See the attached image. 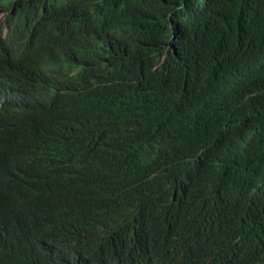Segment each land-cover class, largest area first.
<instances>
[{
	"label": "clouds",
	"instance_id": "9594fccd",
	"mask_svg": "<svg viewBox=\"0 0 264 264\" xmlns=\"http://www.w3.org/2000/svg\"><path fill=\"white\" fill-rule=\"evenodd\" d=\"M194 1L201 10L218 7V0H205L203 6ZM137 17L141 19L135 22ZM48 21L59 27L46 55L30 52L24 39L13 42V33L20 35L24 28L26 36L35 35L36 26L47 34ZM177 23L201 24L207 31V18L184 19L172 4L146 17L113 0L98 5L0 0V75L13 80L20 69L32 68L26 81L34 104L48 118L38 159L28 168L0 167V197L21 196L34 186L42 205L36 218L0 207V263H78L73 257L80 254L74 250L77 240L60 220L71 216L77 196L90 189L83 173L87 165L114 145L127 147L145 139L148 102L167 106L178 96L182 62L175 42L183 31ZM251 34L247 25L239 28L236 43H253ZM2 45L12 46L13 53ZM144 45L163 52L147 58L160 77L155 85L146 83L150 72H138L134 65L143 58ZM256 48L263 56L264 44ZM114 61L125 63L120 76ZM254 74L239 69L232 86ZM217 94L225 97L200 99L175 119L180 126L202 109L210 117L229 118L221 141L200 148L158 193L149 191L121 203L118 194L103 196L105 227L114 238L121 233L132 246L143 234L148 236L134 257L115 255L108 264H264V142L255 132L243 138L238 144L243 162L225 149L259 116L246 113L239 97L229 91ZM27 102L23 92L0 82V116L7 108L23 114ZM114 212L124 219H112Z\"/></svg>",
	"mask_w": 264,
	"mask_h": 264
},
{
	"label": "trees",
	"instance_id": "16d2710c",
	"mask_svg": "<svg viewBox=\"0 0 264 264\" xmlns=\"http://www.w3.org/2000/svg\"><path fill=\"white\" fill-rule=\"evenodd\" d=\"M102 1L106 0H82L91 5H98ZM113 1L126 4L132 13L143 12L146 17H155L162 6L172 4L184 19L207 18V31L201 24H176L183 31L175 42L182 62V87L178 96L167 106L156 101L148 102L145 115L149 130L145 139L127 147H110L94 163L87 165L89 167L83 172L89 180L86 183L90 189L84 195L77 196L71 216L60 220V225L65 226L67 232L77 240L74 250H80V254L73 255L78 261L75 264H108L115 255L132 258L138 254L146 246L147 234H143L145 236L132 246L126 243V238L121 233L114 238L111 229L105 227L103 196L118 194L116 196L121 203L125 198H140L149 191L160 192L170 178L175 180L182 173L191 156L200 148L214 141H221V137L227 132L225 127L229 118L217 115L210 117L202 109L195 119L178 126L175 115L179 112L191 108L190 105L198 100L215 94L212 100L225 97L217 93L229 91L236 98L239 97L246 113L254 111L259 119H254L238 142L225 149L243 162L238 144L245 138L244 135L247 137L255 132L264 142V53L262 56L261 51L256 48L257 45L264 44V0H218V7L206 10L196 6L194 0ZM196 1L205 5V0ZM139 19L141 18L137 17L135 22ZM48 22L51 27L47 34L40 30V26H36V34L26 36L27 28H24L20 35L16 31L13 33V42L19 43L24 39L30 52L46 55L55 44V32L59 27L56 22ZM245 25L252 30L253 43L241 45V42L236 43V36L238 29ZM42 29L45 31L44 27ZM143 29L147 30L146 25H143ZM1 44L0 35V49ZM2 46L10 54L13 53L12 46ZM142 51L143 58L134 62L135 68L138 72L142 68L150 72L147 84H158L160 77L153 71L154 66L147 58H151L155 52H163L146 45ZM114 63L116 74L120 76L121 67H125V63ZM31 69H20L13 80L0 75L1 83L13 85L29 100L23 114L7 108L0 116V167L11 170L28 168L38 159L40 137L48 122L47 114L34 104L30 85L26 81ZM239 69L253 70L255 74L241 84L232 86V79ZM194 120L196 123H190ZM67 189L71 192L74 187ZM0 207L20 210L29 218H36L42 208L38 188L31 186L21 196L0 197ZM110 215L118 222L124 219L117 213Z\"/></svg>",
	"mask_w": 264,
	"mask_h": 264
},
{
	"label": "bare ground",
	"instance_id": "6f19581e",
	"mask_svg": "<svg viewBox=\"0 0 264 264\" xmlns=\"http://www.w3.org/2000/svg\"><path fill=\"white\" fill-rule=\"evenodd\" d=\"M55 10H57V9H55ZM262 119H263V118H262ZM198 120H199V119H198ZM263 122H264V121H263ZM263 122H261V123H263ZM258 124H259V123H258ZM201 125H202V124H201ZM259 125H260V124H259ZM261 126H262V125H261ZM257 127H258V126H257ZM255 128H256V127H255ZM255 128H254V129H255ZM192 129H193V128H192ZM212 131H213V130H212ZM212 131H211V132H212ZM214 132H215V131H214ZM208 133H209V131H208ZM257 133H258V132H257ZM210 134H211V133H210ZM208 135H209V134H208ZM211 135L214 136V134H211ZM221 135H222V134H221ZM206 136H207V135H206ZM213 136H212V137H213ZM208 137H209V136H208ZM244 137H246V135H244ZM247 137H248V136H247ZM188 139H189V138H188ZM226 143H228V142H226ZM226 143H225V144H226ZM182 144H183V143H182ZM219 148H220V147H219ZM235 149H236V148H235ZM232 150H233V149H232ZM238 150H239V149H238ZM229 151H230V150H229ZM229 151H228V152H229ZM119 152H120V151H119ZM232 152H233V151H232ZM233 153H234V152H233ZM239 153H240V152H239ZM242 161H243V160H242Z\"/></svg>",
	"mask_w": 264,
	"mask_h": 264
}]
</instances>
